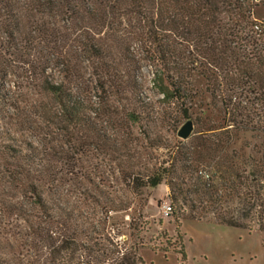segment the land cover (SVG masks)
I'll list each match as a JSON object with an SVG mask.
<instances>
[{
    "label": "trees",
    "instance_id": "trees-1",
    "mask_svg": "<svg viewBox=\"0 0 264 264\" xmlns=\"http://www.w3.org/2000/svg\"><path fill=\"white\" fill-rule=\"evenodd\" d=\"M251 1L0 0V159L23 183L7 187L9 193L0 189V264H145L140 250L166 251L147 244L146 221L114 220L131 203L116 204L96 184L71 198L54 184L48 154L25 136L43 133L44 122L84 147L119 153L121 144L98 120L108 115L112 97L130 101L129 120L147 115L146 66L165 102H192V78L201 79L226 114L218 141L229 147L239 133H261L264 159V24L252 18ZM181 115L191 120L188 108ZM222 161L214 162L218 177ZM187 168L197 171L196 164ZM168 173L164 167L142 177L126 172L130 193L142 196ZM189 179L179 185L198 195V206L185 214L171 198L180 218L212 213L219 224L264 231V184H252L255 173H234L231 184L212 186ZM19 189L23 194L11 195ZM230 197L245 205L241 212L226 206Z\"/></svg>",
    "mask_w": 264,
    "mask_h": 264
},
{
    "label": "rangeland",
    "instance_id": "rangeland-1",
    "mask_svg": "<svg viewBox=\"0 0 264 264\" xmlns=\"http://www.w3.org/2000/svg\"><path fill=\"white\" fill-rule=\"evenodd\" d=\"M249 4L252 18L258 24H264V0H253ZM152 72L149 66L142 70L143 95L151 103L147 115L140 121L129 120L130 101L121 98L117 103L112 97L107 104L108 115L98 120V125L121 144L119 153L96 150L93 145L84 147L75 136H67L57 125L44 122L40 124L43 133L38 136L26 134L27 140L48 154V163L56 178L54 184L62 190L67 189L71 198H78L82 187L96 184L104 196L116 204L131 203L132 210L113 214L114 220L128 223L131 216L137 221H146L148 231L144 236L147 244L150 248L166 250H140L145 264H264V231L219 224L212 213H206L201 220L183 219L176 203L171 201V198L176 200L185 214L190 213L192 205L198 206V195L186 193V187L179 185L187 184L191 175L194 181L200 179L203 184L212 186L231 184L234 173L245 178L255 173L259 179L252 184H264L262 134L239 133L234 143L225 147L218 139L225 129L226 114L220 103L211 100L204 91L203 81L193 76L192 86L197 95L192 102L181 105L179 101L162 100V95L152 85ZM11 80L8 78L7 84H11ZM101 96L104 98L102 93ZM182 108H188L194 124L193 133L186 140L177 137L178 129L186 121L181 115ZM102 109L105 110V105ZM25 128L22 126L17 130L23 133ZM202 156L204 159L199 161ZM217 161L223 163L219 168L223 177L214 174V162ZM190 163L197 165L196 172L187 168ZM159 167L168 168L166 180L155 188L144 189L142 196L134 198L126 172L133 171L142 177ZM14 173L0 159V189L5 193H9L7 187L12 188V184H23ZM223 190L228 192L227 188ZM19 194H23L21 189L11 193L13 196ZM227 202L226 206L240 212L245 206L235 197H230ZM166 204L172 207L168 216L163 214ZM242 220L246 219L242 217ZM122 236L127 239L129 232L123 230Z\"/></svg>",
    "mask_w": 264,
    "mask_h": 264
},
{
    "label": "water",
    "instance_id": "water-1",
    "mask_svg": "<svg viewBox=\"0 0 264 264\" xmlns=\"http://www.w3.org/2000/svg\"><path fill=\"white\" fill-rule=\"evenodd\" d=\"M194 130V124L192 120H186L185 123L178 129L177 137L182 140L188 139Z\"/></svg>",
    "mask_w": 264,
    "mask_h": 264
},
{
    "label": "built area",
    "instance_id": "built-area-1",
    "mask_svg": "<svg viewBox=\"0 0 264 264\" xmlns=\"http://www.w3.org/2000/svg\"><path fill=\"white\" fill-rule=\"evenodd\" d=\"M255 28H257V27H255ZM171 212H172V208H171V206L169 204H166V205L163 206V214H164V216L170 215Z\"/></svg>",
    "mask_w": 264,
    "mask_h": 264
}]
</instances>
